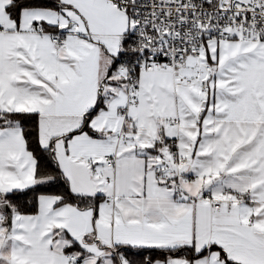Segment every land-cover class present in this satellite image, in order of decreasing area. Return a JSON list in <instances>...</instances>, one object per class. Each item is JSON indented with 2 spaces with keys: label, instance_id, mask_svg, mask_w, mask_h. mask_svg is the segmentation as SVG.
Wrapping results in <instances>:
<instances>
[{
  "label": "snow or ice",
  "instance_id": "obj_1",
  "mask_svg": "<svg viewBox=\"0 0 264 264\" xmlns=\"http://www.w3.org/2000/svg\"><path fill=\"white\" fill-rule=\"evenodd\" d=\"M0 264H264V0H0Z\"/></svg>",
  "mask_w": 264,
  "mask_h": 264
}]
</instances>
